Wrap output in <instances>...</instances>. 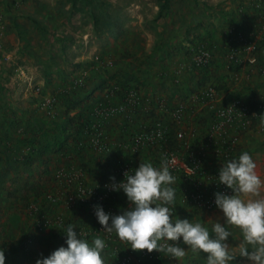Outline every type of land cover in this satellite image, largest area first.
Masks as SVG:
<instances>
[{
  "label": "rangeland",
  "instance_id": "rangeland-1",
  "mask_svg": "<svg viewBox=\"0 0 264 264\" xmlns=\"http://www.w3.org/2000/svg\"><path fill=\"white\" fill-rule=\"evenodd\" d=\"M247 42H264V0H0V251L5 264H36L60 248L52 235L56 221L68 216L67 206L61 198L52 206L54 212L33 217L39 202H30L38 190L60 195L69 177L90 185L102 176L81 165L105 161L97 151L84 157L55 151L59 126L73 131L90 115L102 91L112 87L118 93L135 87L153 100L150 116L137 113L136 127L160 116L162 108L156 109L155 103L184 101L203 79V86L219 88L225 99L262 102L264 44L250 53ZM234 49L238 63L228 58ZM200 52L208 57L197 65ZM251 56L256 58L252 64ZM120 121L113 119L107 128ZM244 152L257 165L261 188L258 195L243 199H264V132L246 136L239 156ZM116 169L110 166L106 177L114 176ZM184 212L173 210L171 218L200 223L210 236L213 223L224 224L231 233L227 242L232 259L226 264H254L241 255L242 246L249 252L253 246L245 244L239 228L224 222L218 208L200 215L188 207ZM33 220L40 227L33 228ZM21 231L32 240L28 260L21 255ZM114 235L118 245L128 247ZM181 247L186 255L178 260L155 251L160 264H207V254L193 253L182 238ZM141 260L139 256L137 264Z\"/></svg>",
  "mask_w": 264,
  "mask_h": 264
},
{
  "label": "built area",
  "instance_id": "built-area-1",
  "mask_svg": "<svg viewBox=\"0 0 264 264\" xmlns=\"http://www.w3.org/2000/svg\"><path fill=\"white\" fill-rule=\"evenodd\" d=\"M237 36L241 37V34L238 33ZM244 39L245 37L242 38ZM246 49L250 53H256L258 46L255 42H247ZM200 54L196 60L197 65H202L208 57L206 52ZM228 58L231 62L238 63V50H231ZM255 61L254 56L248 59L251 64ZM118 91L117 87L104 89L101 98L91 109V116L104 126L116 118L133 123L137 112L143 111L148 116L153 112L152 99L143 97L137 88L131 87L120 92L121 98L117 96ZM116 98L119 101L113 103ZM158 106L163 110L166 105L157 103L155 108ZM164 116L176 128V145L172 149L166 146L169 128L162 117H153L137 132L133 131L125 140L114 143L106 134L107 131L95 124L93 133L88 137L89 142L92 149L99 153H110L115 147L130 154L147 151L149 158L152 155L150 163L157 169L162 160L166 159L171 175L176 178L174 185L178 187L179 202L197 214L216 210V193L229 196L233 194L231 189L220 184V169L239 158V147L246 136L264 132V99L262 102H250L236 97L225 99L220 90L209 85L193 92L184 101H175L171 109H165ZM134 166L130 163L119 164L114 179L90 185L81 178L69 177L65 193L48 195V199L55 203L62 198L67 208L77 201L88 204L97 227L95 233L103 238L106 246L111 243L113 251L119 253L115 233L104 231L96 218L95 203H105L116 193H119L117 197L120 198V194L124 192L122 189L114 190V186L124 182L125 173L134 174L137 169ZM37 209L38 207H34V211ZM102 209L110 215L115 212L109 203ZM60 223L58 219L56 224ZM37 226L40 227L39 224ZM125 248L128 249L126 246ZM137 254L148 261L161 258L155 251L148 253L143 250L137 253L128 249L119 261L121 264H137Z\"/></svg>",
  "mask_w": 264,
  "mask_h": 264
},
{
  "label": "clouds",
  "instance_id": "clouds-1",
  "mask_svg": "<svg viewBox=\"0 0 264 264\" xmlns=\"http://www.w3.org/2000/svg\"><path fill=\"white\" fill-rule=\"evenodd\" d=\"M264 122V121H262ZM256 163L248 152L224 165L219 172L220 184L231 189L232 195L215 194V204L223 213L224 222L239 228L246 245L253 246L251 252L241 247V255L254 264H264V199L247 200L245 196L258 195L261 179L256 172ZM114 179V178H113ZM175 177L169 170V162L164 159L159 169L150 162L141 163L134 174L125 173L124 182L114 186L123 190L129 202L128 210L120 215L106 214L100 206L95 207V215L104 231L115 232L121 241L130 245L133 251H158L173 259H182L187 246L193 253H206L207 264H226L232 257L228 254V238L231 233L220 222L213 223L209 231L200 223L189 220H173ZM67 247H60L50 256L37 260L36 264H105L102 252L106 245L95 238L90 245L68 225ZM0 264H5L4 252L0 251Z\"/></svg>",
  "mask_w": 264,
  "mask_h": 264
},
{
  "label": "trees",
  "instance_id": "trees-1",
  "mask_svg": "<svg viewBox=\"0 0 264 264\" xmlns=\"http://www.w3.org/2000/svg\"><path fill=\"white\" fill-rule=\"evenodd\" d=\"M94 22L95 24H98V17L94 16ZM241 32V31H240ZM239 33V32H238ZM237 33V34H238ZM264 42H261V45L259 44L258 47L262 48L263 47ZM208 67H203V72L207 73L208 72ZM176 80V79H175ZM204 80V79H203ZM200 81L198 84V88H196V90H194L193 92L201 89L203 86L205 81ZM213 86V85H211ZM131 88V87H127L124 90ZM219 89V88H217ZM123 92V91H122ZM193 92H191L190 94H192ZM189 94V95H190ZM188 95V96H189ZM117 96L119 98H121V93H118ZM187 96V97H188ZM144 97V96H143ZM186 97V98H187ZM148 98V97H145ZM184 98V99H186ZM115 101L117 100L114 99ZM99 101V100H98ZM113 103H116V102ZM119 101V99L117 100ZM176 101V100H175ZM153 102V100H152ZM174 100L169 99L165 101V108H163L161 114L159 117H162L161 119L165 120L167 126H168V134H167V142H166V146H168L170 149H172V147H174L176 145V141H175V126L173 125V123L170 122V120L164 116V111L165 109H171V106L174 105ZM154 104V102L152 103V105ZM157 104V103H155ZM254 104V103H253ZM91 112V111H90ZM138 113V112H137ZM136 116L134 117V122L133 123H129L125 120H122L118 123V125H120L123 128L124 133H126V138L133 132V131H138L140 127H136ZM69 120V119H68ZM98 124V126L100 128L103 127V129L105 131H108V124L107 126H104L103 124H101L98 120H96L94 117L90 115H88L87 117H85V119H82L80 122H78V124L72 128L74 129L73 131L70 130L71 127L69 126H59V129H61L60 131V135L57 136L55 138V151L56 152H74L75 154H78L80 156L86 155V152L88 151H94L91 147V144L89 142V135L91 133H93V129H94V125ZM135 124V125H134ZM125 138V139H126ZM122 138V140H125ZM99 155L103 156L105 159L104 160H99V161H87V162H82V167L83 168H87V172L89 173H94V172H98L99 174L101 173V177H99L98 179H92L95 182L101 183L104 180H109L112 179L114 176H108L106 177V173L108 171L111 172L110 170V166L112 168L118 167L119 164L122 163H130V164H134L136 168H138L139 166L137 164H141V163H149L151 162L150 159H152V155H150L151 157L149 158V155L147 153V151H141L135 154H130L128 151H122L118 148H114L112 149V151L110 153H99ZM97 154V155H98ZM129 157L128 160H124L121 161L122 158H126ZM29 159V158H28ZM27 159V160H28ZM117 163V164H116ZM85 181V180H84ZM86 184L88 185L89 182H86ZM173 189H175V200H174V204L169 205L171 210L173 211H177V213H182L184 214V208H187L186 205H183L179 202L178 199V187L177 186H173ZM122 197L118 198L117 196H119V193L114 194V196H111L107 201H105V203L102 204H97L95 203L96 206H100L102 208L106 207L109 203L110 206H112V208L114 209V211H116V214H120L119 212H124L126 210H128L127 205L129 204L128 202V198L126 196L125 193H121L120 194ZM177 197V198H176ZM41 198V199H39ZM38 203V209L34 211L33 213V217L39 215L42 216L44 215V213H46L47 211L49 212H54L52 208V206H57L58 203H60L59 201L55 202V203H51L50 200L48 199V194L39 191L33 196V200L30 202L31 204H37ZM177 203V204H176ZM29 205V204H28ZM68 211V216L62 220V222L58 225L56 224V233H55V239L57 240L56 242L59 244V247H67L66 244V228L68 227V225H73L74 226V231L77 232V235L80 236L81 239L86 240L90 245L92 244L93 240L95 238H100L101 240H103V238L100 235H97L95 233L97 227L96 224L94 222V217L93 214L91 213L88 204H84L81 203L80 201L75 202V204H73L71 207L67 208ZM191 212L197 214L195 211L191 210ZM115 213V212H114ZM200 215V214H198ZM32 217V216H31ZM32 217V218H33ZM33 228L36 229L37 227V222L33 220ZM83 231V234L81 233ZM22 237H23V242L21 241V243L19 244L21 246V255L28 260V248L30 245H28V241L31 244V239L29 238V236H27V234H25L24 231H21ZM117 246L119 247V253H115L113 251V246L111 243H109L105 249L102 252V257L105 261V263H112V264H121L120 263V258L124 255V253L130 249V245L128 244V249H126L123 246L118 245L119 243H117ZM62 245V246H61ZM133 251V250H132ZM137 253H140V251H134ZM139 256L141 257L140 254H137V258L139 259ZM15 258V257H13ZM143 258V257H141ZM239 257H235V261H237ZM161 258L159 257V259L153 260V261H148L144 258V260H141L142 264H160L161 262ZM152 262V263H151Z\"/></svg>",
  "mask_w": 264,
  "mask_h": 264
},
{
  "label": "crops",
  "instance_id": "crops-1",
  "mask_svg": "<svg viewBox=\"0 0 264 264\" xmlns=\"http://www.w3.org/2000/svg\"><path fill=\"white\" fill-rule=\"evenodd\" d=\"M123 131V128L120 126V125H117L116 127L112 128V129H108L107 131V135L109 136V138L111 139L112 143L114 142H118V141H121L122 138L125 139L126 138V133L122 132ZM7 134H9L10 132L9 131H6ZM7 140V139H6ZM8 142H6L5 144H7ZM262 144V142H261ZM263 145V144H262ZM257 146H260V142H257ZM6 147V146H5ZM14 150V149H13ZM9 153L4 155V159L6 162L8 159H9ZM2 156V155H1ZM91 177V176H90ZM90 177H87L88 181H91V178ZM173 185V184H172ZM172 187V186H171ZM55 234L52 235V237H54L55 239Z\"/></svg>",
  "mask_w": 264,
  "mask_h": 264
}]
</instances>
